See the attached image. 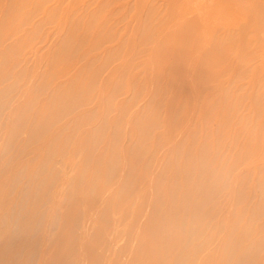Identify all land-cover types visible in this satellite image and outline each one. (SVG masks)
<instances>
[{
  "label": "bare ground",
  "instance_id": "bare-ground-1",
  "mask_svg": "<svg viewBox=\"0 0 264 264\" xmlns=\"http://www.w3.org/2000/svg\"><path fill=\"white\" fill-rule=\"evenodd\" d=\"M181 1L0 0V264H264V0Z\"/></svg>",
  "mask_w": 264,
  "mask_h": 264
},
{
  "label": "rangeland",
  "instance_id": "rangeland-1",
  "mask_svg": "<svg viewBox=\"0 0 264 264\" xmlns=\"http://www.w3.org/2000/svg\"><path fill=\"white\" fill-rule=\"evenodd\" d=\"M183 1V0H182ZM181 1V2H182ZM189 1L190 0H188V1H186V2H188L189 3ZM193 3H195V2H198V6H197V3H195V4H192L191 2V4L192 5H196V6H194L195 8H198V9H200V10H197L198 12H197V14H194V18L195 19H197V17L200 19L199 21H201L202 22V24H204L203 23V21L205 22V24L206 23H210V22H212V20H215V18L218 20V18L221 20H218L217 22L218 23H220V22H222L221 24H224V23H226V21L229 19V16H228V14L230 13V12H232L235 8H239L240 9V6H242V5H248L249 4V2H246L245 0H239V1H234V0H205L206 2V5L209 7V5H211V4H215L216 5V3L217 2H219V1H222V3H220L219 4V6H215V5H211L210 6V8L209 9H211L210 11H207L208 9H206L207 8V6H205L206 8H203V10H204V13H202L203 12V10L201 11V4H200V2L202 1V0H191ZM217 1V2H216ZM245 1V3L243 4V2ZM184 2V1H183ZM182 2V3H183ZM204 1H202V3H203ZM64 3H66V2H64ZM208 3H209V5H208ZM117 4V3H116ZM181 4V3H180ZM199 4H200V7H199ZM63 6H64V4H62ZM178 5H179V3H178ZM203 5V4H202ZM62 6V7H63ZM180 6V5H179ZM215 6V8H212V7H214ZM65 8V7H64ZM213 9V10H212ZM207 12H206V11ZM201 11V12H200ZM246 12V11H245ZM200 13H202V14H204V15H199ZM244 13V12H243ZM239 14V13H238ZM238 14H236V13H232V15L234 16L235 15V19H236V21H238L239 19H240V17L243 15H238ZM196 15V16H195ZM223 15V16H222ZM237 16V17H236ZM227 17H228V19H227ZM210 19V20H209ZM212 19V20H211ZM207 20H209V21H207ZM125 22H127L126 20H125ZM5 24H3V27L2 26H0L1 28V31H0V33L1 34H5L6 36H7V32H9V34H11L12 33V31H9L10 30V28L8 29V28H6L5 26H4ZM45 25H48V26H46V27H49L50 29V31L49 30H47L48 28H46V27H43L42 29H41V33L43 34V36L46 34V32L47 33H50L51 32V29L53 28V26H51V25H53V24H45ZM206 25H208V24H206ZM52 28H51V27ZM121 27H124V25L123 26H121ZM5 28H6V30H5ZM45 28V29H44ZM11 30H13L12 28H11ZM14 31V30H13ZM42 31H44V32H42ZM42 34H41V36H42ZM4 35V36H5ZM30 34H28V36H29ZM35 42V41H34ZM38 42V41H37ZM33 44H35V43H33ZM39 46V45H38ZM168 50H169V53L171 52V50L172 49H170V48H168L167 50H166V52L165 53H167L168 52ZM168 53V54H169ZM36 55V54H35ZM38 56L39 55H37L35 58H34V55L33 54H28L27 55V61H26V64H28V66L29 67H31V68H33V69H36L37 67V62H38ZM31 57V59H32V61H34V62H36V65L35 64H33L34 62H32L31 61V59H29L28 60V58H30ZM38 60H37V59ZM35 59V60H34ZM37 60V61H36ZM32 62V65H30V63ZM263 62L262 63H260L259 64V69H261V67L262 68H264L263 66H262V64L264 65V59L262 60ZM35 65V67L36 68H34L33 66ZM29 69V68H28ZM32 69V71H34ZM35 72V71H34ZM28 73H30L31 74V69L28 71ZM33 73V72H32ZM29 74V75H30ZM34 74V73H33ZM92 124L93 123H89V125L90 126H92ZM75 127H77V126H73V127H70V128H68V130H73ZM52 129H55V126L52 128ZM4 130H6V129H3V130H0V144L2 143V141H3V131ZM109 131V130H108ZM107 131V132H108ZM76 160V159H75ZM74 160V161H75ZM1 162L2 161H0V166H1ZM7 169H9V167H7L6 168V172H7ZM10 170V169H9ZM7 176H10L8 173H5L4 174V177H7ZM8 178V177H7ZM3 179H5V178H3ZM6 180V179H5ZM252 184V183H251ZM249 185L248 187H247V190H246V192H247V194H249L250 192H251V190L253 189L252 187V185ZM252 189H251V188ZM251 189V190H250ZM250 195H251V193H250ZM1 199V198H0ZM132 199L133 200H136V204L133 206V205H131L132 207H130V208H126V209H124L122 212H128V216H127V218H129L130 217V214L131 213H133L135 216H138V212H139V208H137V207H140V205H141V201H139V200H137L138 199V195H137V192H133V194H132ZM112 203V202H111ZM111 203H109V204H107L108 205V207H111ZM57 206H56V205ZM163 205H165V204H162V206ZM52 206V207H51ZM113 206V205H112ZM136 206V207H135ZM156 206L157 207H160L161 206V204H156ZM47 207H48V209H52V208H55V207H60V208H65V206L64 205H62L61 204V202L59 201V198H58V200H54V202H50V203H48L47 204ZM77 207V206H76ZM0 208L2 209L3 208V204H1V200H0ZM113 208V207H112ZM69 209H71V210H73V209H75V207H70ZM42 210H44V207H42L41 208V211ZM117 212H115L113 215H112V213L110 212V211H108V214L107 215H105L104 216V219H111V220H113V217L115 216V214H116ZM223 220H226V218H223ZM127 222H128V220H125L123 223L124 224H127ZM106 226L108 227V228H110L106 223H104V221H101L100 223L98 222V223H96V224H94V227H91V228H93L92 229V234H91V239L90 240H88V241H86L85 239L84 240H82L81 241V243H87L88 244V246L89 247H87V248H89V252H88V255H89V253L91 252V255H95L97 252H99L100 250H102L103 249V244H104V240H106V242H107V247L110 245V242H109V239L110 238H112V239H114V241L117 239L116 237H118V240H116V242H117V245L120 243H122V241H124V239H123V237L124 238H126L125 237V230H126V226H123V227H119L118 228V232L120 233L121 232V234H119V233H117V234H115V235H113V236H110V235H107L106 236V234H104V227L106 228ZM122 230H121V229ZM122 232H123V234H122ZM213 232H211V233H208L207 235L208 236H210L211 234H212ZM122 237H121V236ZM215 244H217L218 246V248H219V250H218V252H217V255H216V257H214V258H212L211 259V261H210V263L209 264H221V258L223 257V252H224V249L226 248V245H224L223 243H222V241L221 242H213V243H211V245L210 246H212V245H215ZM111 246L113 247L114 246V244L113 243H111ZM224 247V248H223ZM15 248H18V246L17 247H15ZM8 249L10 250V251H13V247L12 246H9L8 247ZM112 256V255H111ZM79 258V257H78ZM70 259V256L69 255H65V256H57L56 258H55V260H54V262H56V263H59V264H61V263H65V262H68V260ZM142 259H146L147 260V257H145V258H142ZM148 259L150 260V257H148ZM200 257H198V259L196 260V262L194 263V264H200ZM19 261H21V259H19ZM75 264H87V259H83V258H79V261L78 262H76ZM138 264H155L154 262H144V263H138ZM164 264H170V261L169 260H167L166 262H164Z\"/></svg>",
  "mask_w": 264,
  "mask_h": 264
}]
</instances>
